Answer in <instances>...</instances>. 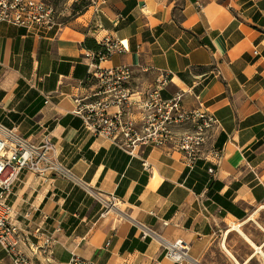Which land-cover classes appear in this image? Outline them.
Listing matches in <instances>:
<instances>
[{
    "label": "crops",
    "instance_id": "1",
    "mask_svg": "<svg viewBox=\"0 0 264 264\" xmlns=\"http://www.w3.org/2000/svg\"><path fill=\"white\" fill-rule=\"evenodd\" d=\"M105 37L127 47L100 65L131 67L137 129L141 100L162 74L170 79L162 98L182 93L186 109L218 119L194 164L173 144L129 154L121 138L94 136L73 113L75 97L96 89L85 40ZM0 122L45 137L74 175L23 169L7 197L17 247L34 264L72 255L93 264H264L255 249L264 241L253 239L262 233L247 227L264 209V0H91L51 26L0 21ZM36 229L52 235L50 248L32 247ZM177 240L188 248L181 261L166 255ZM0 264H13L1 244Z\"/></svg>",
    "mask_w": 264,
    "mask_h": 264
},
{
    "label": "built area",
    "instance_id": "2",
    "mask_svg": "<svg viewBox=\"0 0 264 264\" xmlns=\"http://www.w3.org/2000/svg\"><path fill=\"white\" fill-rule=\"evenodd\" d=\"M0 21L26 28L51 26L56 21L55 8L52 3L44 0H0ZM98 43L101 49L89 53L93 57V63L87 77L88 80L96 81V89L90 97L74 99L73 113L81 117L83 127L94 136L121 138L120 145L132 155L138 145L173 144L190 164H194L201 157L210 132L219 127L215 115L207 110L186 109L182 104V93H176L169 99L162 98L161 91L170 80L166 74H162L141 100L143 125L137 129L130 116L134 104L133 93L128 87L132 77L131 67L118 65L103 68L100 65L112 53H122L127 47L122 41L109 37ZM112 107H116L115 112H110ZM179 126H186V129L178 132ZM221 153L218 149L210 150V155L216 159L217 164L221 160ZM23 169L39 174L53 171L67 178L74 176L58 160L54 146L45 137L35 142L20 134L15 126L7 127L0 122V244L13 264H34L17 247L20 230L10 222L12 205L7 199ZM209 171L213 172V169ZM151 233L144 229L142 235L146 237ZM36 235L37 241L32 243V247L50 248L53 242L51 234L36 229ZM187 250L186 243L177 240L166 246V255L175 261H181L188 256ZM67 264L93 263L72 255Z\"/></svg>",
    "mask_w": 264,
    "mask_h": 264
},
{
    "label": "rangeland",
    "instance_id": "3",
    "mask_svg": "<svg viewBox=\"0 0 264 264\" xmlns=\"http://www.w3.org/2000/svg\"><path fill=\"white\" fill-rule=\"evenodd\" d=\"M53 4L55 8V20L58 22H67L75 15L79 14L82 10L90 5L91 0H44ZM251 219V220H250ZM249 223L247 227L250 231H259L262 235L259 238H253L255 243L264 241V209L257 212H251L249 216ZM242 229V227H241ZM263 255H264V249Z\"/></svg>",
    "mask_w": 264,
    "mask_h": 264
},
{
    "label": "trees",
    "instance_id": "4",
    "mask_svg": "<svg viewBox=\"0 0 264 264\" xmlns=\"http://www.w3.org/2000/svg\"><path fill=\"white\" fill-rule=\"evenodd\" d=\"M86 6H87V5H85V9H86ZM85 9H84V10H85ZM84 10H82L80 13H82ZM80 13H79V14H80ZM85 45H86V47L91 48V49H93L94 51H98V50L101 49L100 44H99V43H96L94 40H93V43H90L89 39H86V40H85Z\"/></svg>",
    "mask_w": 264,
    "mask_h": 264
},
{
    "label": "bare ground",
    "instance_id": "5",
    "mask_svg": "<svg viewBox=\"0 0 264 264\" xmlns=\"http://www.w3.org/2000/svg\"><path fill=\"white\" fill-rule=\"evenodd\" d=\"M232 228H233V229H236V230H238V231H240V232L242 231L241 228H240V224H233V225H232ZM249 241H250V240H249ZM250 242H251V241H250ZM255 249H256L257 252H259V253H263V252H262V249H261V246H255ZM237 264H241V263H237Z\"/></svg>",
    "mask_w": 264,
    "mask_h": 264
}]
</instances>
